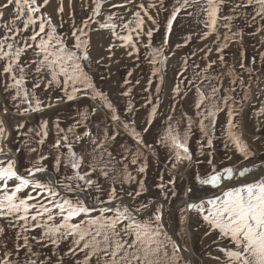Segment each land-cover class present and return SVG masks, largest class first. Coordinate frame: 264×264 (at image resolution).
<instances>
[{"label": "snow or ice", "instance_id": "obj_1", "mask_svg": "<svg viewBox=\"0 0 264 264\" xmlns=\"http://www.w3.org/2000/svg\"><path fill=\"white\" fill-rule=\"evenodd\" d=\"M50 4L0 0V264H190L182 254L187 249L173 236L187 234L184 225L192 219L205 237L215 236L219 254H208L215 264H264V161L256 163L241 131L249 110L256 130L264 129V0H172L171 5L166 0H79L85 13L79 24L73 0H68V20L64 0H57L55 20L46 11ZM117 8L124 11H112ZM161 12L168 15L157 47L152 38L160 30ZM182 12L195 19L199 31L186 34L165 55ZM101 30L110 38L108 56L93 61L90 34ZM246 37L257 40L250 59ZM194 38L197 47L180 61L170 114L155 141L166 149L172 168L196 165L180 208L171 209L165 201L169 192L177 196L174 176L165 184L161 174L160 200L140 199L147 192L148 155L159 159L144 137L160 115L168 60ZM232 47L239 57L233 53L229 60L226 50ZM119 48L137 61L145 49L150 66L142 107H151L139 130L132 81L124 80L128 87L120 95L128 100L121 111L92 74L94 63L112 60ZM132 74L129 70L127 77ZM189 93L192 114L181 103ZM70 103L75 111L65 123L61 106ZM54 109H60L54 118L44 115ZM3 116L13 122L15 151L8 146L11 133ZM194 128L206 160L193 161ZM216 140L225 150L219 163ZM237 154L238 163L225 162ZM177 222L179 233L173 232Z\"/></svg>", "mask_w": 264, "mask_h": 264}, {"label": "rangeland", "instance_id": "obj_2", "mask_svg": "<svg viewBox=\"0 0 264 264\" xmlns=\"http://www.w3.org/2000/svg\"><path fill=\"white\" fill-rule=\"evenodd\" d=\"M171 1V0H170ZM75 5V19L77 24L80 23L81 19L84 17L85 13L80 11L79 7V0H73V3ZM122 0H111V3L113 4H119L121 3ZM65 12H64V18L65 20H68V0L65 1ZM171 5V4H170ZM57 7V0H51L50 6L46 9V11L52 13L53 19H56L55 16V9ZM107 9V7H105ZM112 11L116 12H123V8H117V9H112ZM159 19V17H158ZM175 23L173 24V30L169 36V51L165 55H168L170 51L175 49V45L177 43H182V38L191 32H196L199 31V27L196 24V21L192 17H187L185 13H181L178 17L177 20L174 21ZM70 23V21H69ZM95 27V26H94ZM65 29H67V24L65 25ZM91 56L93 58V61L100 59L101 57H107L108 52L106 51L108 44L110 42V38L107 36V33L103 30L98 31V32H92L91 34ZM101 41V42H100ZM145 42H147L145 38ZM162 39L160 35H155L152 38V44L153 46L159 47L162 44ZM257 43V40L253 38H248L246 37L244 40V47L246 49V54L248 58L250 59L252 54H253V47L252 45ZM198 44V38H194L191 43L186 46L187 48V53H189L190 50H193L197 47ZM202 46V45H201ZM185 47H182L178 50H176V54L171 57H176L179 56L180 52L184 51ZM261 51H264V48L260 49ZM114 56L112 57V60H107L105 59L103 64L98 65L102 69L103 76L107 77V80H96V84L99 88L102 90H105L106 93L112 94L113 92H116L117 98L112 99L114 103H116L117 107L121 110L124 105H122V102L125 101L123 100L124 97L120 95L121 91L125 90V86L121 84L125 80V78H128L130 80L135 79L140 80V83L138 85L135 84V82L132 81V85L134 87L132 88V96L133 94H138L139 91L142 93L144 92L143 89L147 86V80L150 76L149 72H147L145 75L141 76V73L146 70L150 69V66L147 64L146 61H136V64H133V60L135 59H130L127 60V55L125 54V50L119 48V49H114ZM117 51V52H116ZM228 51L229 55L226 57L227 59L231 60V56L233 53H235L236 57H239V52L237 51L236 47H232ZM146 54V50L141 48L140 50V56L144 57ZM168 60L169 63L170 60H174L171 58ZM116 61H119L117 63ZM199 62V61H197ZM137 65H139L137 67ZM140 67V68H139ZM257 67H259V64H257ZM129 70H132L133 74L131 77H127V73ZM108 75H107V74ZM191 75V69L189 71V76ZM175 76V75H174ZM173 76V77H174ZM103 87V88H102ZM151 93L154 94L155 92V80L153 81V85L151 88ZM168 94L166 97H169L172 92L167 91ZM146 93V92H144ZM53 95H57V93H53ZM191 96L192 94L189 93V96L186 100H184L183 103V110L189 111V114L191 113V110L189 109V104L191 103ZM1 97V96H0ZM118 99V100H117ZM128 100V98H127ZM133 103L135 105H138V102L136 101L135 97L132 98ZM82 104H87L89 103L87 100H84L81 102ZM140 103V102H139ZM141 104V103H140ZM0 105H3L2 99L0 100ZM122 105V106H121ZM73 106L74 105H66V106H61L63 111L61 113L62 117L64 116V113L69 114L70 112L73 113ZM126 106V104H125ZM75 108V106H74ZM170 108V107H169ZM179 109L180 106H177V111H176V117H179ZM168 104L167 102L163 104L162 107L159 108L160 115L157 118H164V122L166 119V116L170 114V111H168ZM60 111V109H54L52 111L46 112L44 115L45 116H51L55 117L57 112ZM123 111V110H122ZM143 111L148 112V109H144ZM142 111V112H143ZM0 116H2V108H0ZM147 114H145V119H146ZM3 119L8 127V131L11 133V136L9 137L7 143L10 148L13 149V151L16 150V144L14 143L15 138H16V132L13 131V122L9 118V116H3ZM139 119V118H137ZM136 124L138 127V130L141 129L137 123ZM219 124H223L225 122V115L223 113L220 114L219 116ZM70 121H68L69 123ZM164 125V123H163ZM162 125V126H163ZM162 126H160L156 123V121L153 122L152 127L149 130V133L145 135V140L148 141L149 143L154 144V147L156 148L158 152L159 159L157 161L166 164V149L160 146L159 144H155V141L157 139V134L155 132L156 129L162 130ZM181 131H183V125L181 126ZM243 138L247 141L251 149H253L256 153L255 161L257 164L260 163V161H264V129H260L259 131L256 130L255 128V121L253 119H250V110L246 112L243 116V122H242V128H241ZM194 134L192 135L191 140L189 141V147L190 150L193 153V161H195L197 158L200 160H206V157L204 156H199V141L201 139V134L197 129H193ZM216 135L219 137L220 132L217 131ZM256 136H260L261 139L257 140L255 139ZM128 143L132 144L133 141L128 138ZM215 150H216V162L219 163L221 160L225 159V150L223 148L222 140H216L214 142ZM231 155V153H228ZM23 155H27L26 152H22L20 157H23ZM242 158L237 154L233 156V159L231 161H225L228 164H233V163H238ZM24 160V159H23ZM24 163L22 165L26 166V161L24 160ZM247 163V162H245ZM182 168L179 170L174 171L172 167L169 168V172L172 176H179L182 179H178L175 177V189L177 192L176 197H172L171 193L169 192V201H165V204L168 208L174 209L173 207L176 206L175 204L178 201H181L183 198V193L186 188V186L192 181L193 174L196 171V165L193 163L192 166H188L186 163L181 164ZM207 167L206 162L204 164L199 165V170L203 172L205 168ZM163 174V182L167 184V181L172 178V176H168L166 173L162 171V169L158 166V164L155 162V160L151 157L148 156V169L146 173V178H145V185L147 187V192L140 197V199H147V198H155L157 200L161 199L160 196V189L157 187L158 184L161 183L160 176ZM141 177H137V179H140ZM136 185H132L131 189H135ZM169 188L172 186L169 185ZM125 188H128V185H125ZM178 206H176V209ZM177 215H179L177 213ZM175 228V233L180 232V227L181 225L177 222L174 225ZM185 229L190 232V240L191 242H185V237L180 236V235H175V239L178 241V243L182 244L183 247H185L191 254V257L193 259V264H215L214 261H212L209 258V253L211 252L212 255H218L219 253L215 252L214 248L215 246L213 245V240L215 239V236H210V237H205L203 235V229H197L196 228V222L195 219H192L190 222H188L186 225H184ZM189 237V236H188ZM191 244V246H190ZM190 249V250H189Z\"/></svg>", "mask_w": 264, "mask_h": 264}, {"label": "crops", "instance_id": "obj_3", "mask_svg": "<svg viewBox=\"0 0 264 264\" xmlns=\"http://www.w3.org/2000/svg\"><path fill=\"white\" fill-rule=\"evenodd\" d=\"M105 7L108 8V5H106ZM162 16V15H161ZM101 42V41H100ZM122 49V48H121ZM124 50V49H123ZM117 52V51H116ZM166 52V51H165ZM182 53V51L180 52ZM145 57V56H144ZM143 57V58H144ZM174 60H170L171 63L167 62V68H166V72L164 73V83H163V91L165 92V95L168 94L167 91L172 92V88H173V83H172V75L176 72L179 71L180 69V61L183 58V56H176V57H171ZM141 59V56H140ZM139 59V61H140ZM127 60H130L129 57H127ZM137 60H133V64H136ZM189 63L191 64V61H189ZM140 68V67H139ZM141 75H143V73H141ZM145 75V74H144ZM155 89H156V84H155ZM144 93V92H143ZM141 91H139L138 94H143ZM110 98H115L116 94L113 92L112 94H108ZM169 100H171V95L169 97H167ZM145 114L146 113H141L139 115V119H137V123L140 127L143 126V122L145 120Z\"/></svg>", "mask_w": 264, "mask_h": 264}, {"label": "trees", "instance_id": "obj_4", "mask_svg": "<svg viewBox=\"0 0 264 264\" xmlns=\"http://www.w3.org/2000/svg\"><path fill=\"white\" fill-rule=\"evenodd\" d=\"M95 67L93 66V69H94ZM98 74H99V76L101 77V76H103V74H102V72L101 71H98ZM160 128V127H159ZM160 129H156L155 130V132H156V134H157V132L159 131ZM193 134H194V132H193ZM179 214V213H178ZM177 228H175V230H176Z\"/></svg>", "mask_w": 264, "mask_h": 264}, {"label": "water", "instance_id": "obj_5", "mask_svg": "<svg viewBox=\"0 0 264 264\" xmlns=\"http://www.w3.org/2000/svg\"><path fill=\"white\" fill-rule=\"evenodd\" d=\"M182 203V200L176 203V206L180 207ZM175 209V208H174ZM174 238V237H173ZM183 254V253H182ZM186 258H188L187 256H185ZM188 260L190 261V264H192L191 260L188 258Z\"/></svg>", "mask_w": 264, "mask_h": 264}, {"label": "bare ground", "instance_id": "obj_6", "mask_svg": "<svg viewBox=\"0 0 264 264\" xmlns=\"http://www.w3.org/2000/svg\"><path fill=\"white\" fill-rule=\"evenodd\" d=\"M188 236H189V234H188ZM187 254L190 256L191 253L188 252ZM185 255H186V253H185Z\"/></svg>", "mask_w": 264, "mask_h": 264}]
</instances>
